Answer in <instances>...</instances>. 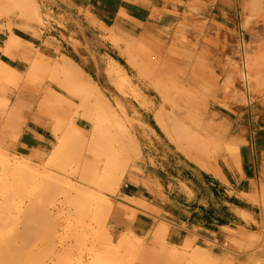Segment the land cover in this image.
I'll use <instances>...</instances> for the list:
<instances>
[{"label":"crops","instance_id":"0c3cea01","mask_svg":"<svg viewBox=\"0 0 264 264\" xmlns=\"http://www.w3.org/2000/svg\"><path fill=\"white\" fill-rule=\"evenodd\" d=\"M0 1L18 6L14 3L18 0ZM24 1L26 5L18 9L35 22L20 20L10 32L0 30V62L19 73L24 59L41 61L58 52L78 68L80 61L87 60L92 67L85 68L92 72L80 70L90 78H114L116 86L117 79L124 81L123 87L101 86L107 100L131 120V135L140 149L138 160L129 166L112 198V235L147 239L161 226L167 229V243L180 246L194 236L213 237L237 229L238 213L248 212L245 196L258 171L257 150L264 159V133L253 135L251 107L222 105L226 98L223 82L230 76L238 42L243 47L245 41L240 40L243 33L236 0ZM13 36L16 40L9 44ZM36 50L37 55L32 53ZM172 52L192 60L207 52L221 68L216 75L223 80L201 69L208 78L206 84L195 92L182 89L192 94L210 92L212 101L197 105L195 117L176 110L169 99L171 79L182 80L191 70L173 69ZM145 65L148 69H143ZM146 78L150 81L141 80ZM196 117L194 124L191 119ZM177 121L187 127L190 136L225 143L235 156L231 158L224 150L200 163L188 157L174 144L172 129ZM76 126L87 131L89 124L80 118ZM43 130L30 119L19 148L28 154L46 153L52 141Z\"/></svg>","mask_w":264,"mask_h":264},{"label":"rangeland","instance_id":"374dc122","mask_svg":"<svg viewBox=\"0 0 264 264\" xmlns=\"http://www.w3.org/2000/svg\"><path fill=\"white\" fill-rule=\"evenodd\" d=\"M3 4L0 1L1 31L10 32L12 26L17 25L20 20L35 22L24 18L18 8L14 9L12 6L10 8ZM236 7L239 30L243 33L240 35V40L244 38L245 41L243 47L238 42L236 60L231 62L230 76L223 82L226 84V98L222 105L251 107L254 117L253 135L259 137L262 132L264 133V0H236ZM13 37L16 40V36ZM32 53L37 55L38 51ZM57 54L58 52L55 56L50 55L52 58L45 57L46 59L41 60L42 64L49 67L45 68L46 70L41 69L42 72L40 69L37 70L34 72L36 75L30 73V63L24 59L20 64L23 72H19V76L15 74L12 77L8 74L11 75L9 80L13 81L12 83L9 80H0V174L8 167V171L16 170V166L22 163L24 171L39 175L37 178H32L27 173L21 172L17 175L19 176L17 180L20 178L17 183L12 182V176L5 178L0 175L2 178H0V264H264V159L261 160L259 150L255 156L259 160L258 171L251 182L250 193L245 196L248 212L238 213L241 222L238 223L237 229H226L221 231V235L213 237L194 236L180 246L167 243L166 230V233L160 232L162 237L158 234L160 236H157L158 238L155 232L147 239L133 236L118 239L112 235L109 222L113 211L112 198L118 194L125 172L138 160L139 153H135L138 152L137 150H132L134 155H128L127 160L126 155L121 156L123 160L121 157L115 159L120 161L115 165L114 159V163L111 159L108 161L109 157L114 158V156L106 151L101 139L107 140L110 132L115 133L116 130L111 124L114 119L118 124L119 122L124 124L121 126L127 130V133L116 134L120 136L118 139L121 138L122 142L130 144L131 140L127 138L131 139L132 136H130L131 120L124 117L121 107L111 104L106 95L102 94V85L116 86L114 78L100 76L88 78L86 73L84 77H78L77 83L74 84L81 86V80L83 81L81 88L89 87L92 91L94 90L92 87L96 85L101 94L102 100L97 101L96 97L94 98L95 90L90 94V90L87 89L86 91L89 90L87 94L93 95L91 98L88 96V101L84 98L86 94L82 93L83 90L78 88L81 91L78 93L79 90L75 89L79 85L76 86L72 82L70 84L65 80L61 67L65 68L69 65L63 56ZM208 55L205 52L200 58L196 57L192 60L189 55L173 54V69L191 68L184 74L182 80L176 77L171 79L172 94L169 99L176 110L193 113L195 117L198 114L197 105L202 107L212 101L208 91L192 94L182 90L185 88L195 92L198 90L196 87L206 84L208 78L201 69L214 75L215 80H223L216 75V72L220 74L221 68L215 61H211ZM79 64L81 69H86L85 65L92 67L87 60H82ZM57 65L58 71L55 67ZM54 67L57 73L55 69L52 70ZM148 67L145 65L143 69ZM87 72L92 71L87 70ZM31 75L34 77L32 78ZM191 79L193 86L190 84ZM141 80L150 81L148 78ZM249 81L254 85H250ZM257 81L261 82H258V86ZM72 84L75 87L71 86ZM71 91L73 93H70ZM85 97L87 98V95ZM102 102L107 105H104L105 109L100 105ZM8 117L11 124L7 123ZM80 118L88 121L87 131L76 126ZM30 119L39 122L46 129L43 130L45 135L52 141L46 153L31 151L28 154L19 148L21 135ZM191 120L195 124L198 118ZM15 123L18 126L16 132ZM176 123L178 124V121ZM11 125L13 129H9ZM172 132L176 138L174 144L199 163L203 158L217 157L224 150L231 158L235 156L225 143L219 141L207 143L200 138L201 142L200 139L197 140L198 136L194 137L195 139L190 137L184 125L174 124ZM61 144L64 147H61V153L55 154L57 158L54 155V158L51 157L53 150ZM119 144L121 145V142ZM115 157L117 158V155ZM52 158L53 163L50 164ZM111 163L115 166L108 167ZM104 164L108 165L104 166ZM74 169L77 171H72ZM82 169H86L87 172ZM96 170L99 171L96 172L98 176L95 177ZM92 179H95V183ZM117 180L120 182L118 183ZM25 184L29 189L26 187H24L26 190L23 189ZM77 185L86 190L82 192ZM34 186L38 187L37 192ZM29 193L31 195L36 193L37 195L34 196L38 198L32 200ZM3 195H6L5 198ZM135 238L138 240L136 241ZM175 252L179 253L178 258L175 257Z\"/></svg>","mask_w":264,"mask_h":264},{"label":"bare ground","instance_id":"6f19581e","mask_svg":"<svg viewBox=\"0 0 264 264\" xmlns=\"http://www.w3.org/2000/svg\"><path fill=\"white\" fill-rule=\"evenodd\" d=\"M23 1V2H22ZM18 0L17 2L15 1L14 3H17V4H15V5H18L16 8H19V7H21L22 6V3H25L26 1H24V0ZM34 1V0H33ZM260 1V0H259ZM11 2H13L12 0H11ZM18 3H20V4H18ZM29 3L31 4V0H29ZM29 3L27 4V6H29ZM34 3V2H33ZM36 3V2H35ZM13 4V3H12ZM4 5V4H3ZM20 5V6H19ZM23 5H26V3L25 4H23ZM35 5V4H34ZM37 5V4H36ZM10 7L11 8V6H10V4L9 5H7V7ZM25 7L23 6V8L22 9H24ZM15 9V8H14ZM23 12H25L24 10L22 11V13ZM35 12H36V10H35ZM37 12H38V10H37ZM36 12V13H37ZM22 13H20V14H22ZM26 14V13H25ZM24 14V15H25ZM19 15V14H18ZM28 15V14H27ZM30 15H31V13H30ZM29 15V16H30ZM40 15V14H39ZM39 15H37L38 17H39ZM29 16H27V17H29ZM25 18V17H24ZM38 19V18H37ZM30 20V19H29ZM8 29V28H7ZM15 42V40L14 39H11L10 40V43L9 44H13ZM243 43V42H242ZM242 45H244V44H242ZM175 47V46H174ZM13 48V47H12ZM177 49V48H176ZM7 50H8V47H7ZM175 50V49H174ZM178 52V51H177ZM40 53V52H39ZM172 54H175V52L173 53L172 52ZM35 56V55H34ZM40 56V55H39ZM170 59V58H169ZM29 60V61H28ZM27 61L28 62H30V73L32 74V73H34V72H36L37 70H44L45 68H48L49 66H45L44 64H42L41 62H40V60L38 59V58H34V59H28ZM67 64L69 65V66H67V67H61L62 69H61V72H63L62 74H64L63 76L66 78H63V79H65V80H67V82L69 81V83L71 84V82L74 84V83H77V81H78V77H80V76H83L84 77V73L80 70V68H78V66L76 65V64H74V63H72V62H70V60H68L67 61ZM63 66H65V65H63ZM56 67V69H57V71H58V68L57 67H59L58 65L57 66H55ZM55 67L52 69V70H54L55 69ZM51 68V67H50ZM56 69L54 70L56 73H57V71H56ZM42 70H41V72H42ZM46 70V69H45ZM40 72V73H41ZM76 72V73H75ZM8 74H11L12 75V77H13V75H17V76H19L20 75V73H18L17 71H15V70H13V69H11L10 67H8V65H5L4 63H2V62H0V80H2V79H4V80H9V79H11V75H8ZM52 74V73H51ZM33 75H36L35 73L33 74ZM31 77L33 78L34 76H32L31 75ZM56 77H58V75L56 76ZM56 77H54V78H56ZM248 77V76H247ZM14 78H15V76H14ZM13 78V79H14ZM54 78H52V79H54ZM89 78V77H88ZM18 79V78H17ZM51 79V78H50ZM58 79V78H57ZM60 80V79H59ZM117 80H119V82H118V86L119 87H123V85H124V81L121 79H117ZM20 81V80H19ZM75 81V82H74ZM9 82L10 83H12L11 82V80H9ZM80 82H82V84H83V81H81L80 80ZM80 82H78V83H80ZM92 82V81H91ZM258 82H260V81H257L256 83H258ZM7 83H8V81H7ZM16 83V82H15ZM116 83V82H115ZM172 83V82H171ZM249 83H250V85L252 84V82H250L249 81ZM248 83V84H249ZM261 83V82H260ZM264 83V82H263ZM68 84V83H67ZM71 85V86H74V85H79V84H74V85ZM81 84V83H80ZM82 84H81V86H82ZM11 85V84H10ZM88 85V84H87ZM90 85V84H89ZM94 85V84H93ZM92 85V86H93ZM249 85V86H250ZM254 84H252V86H253ZM257 86L259 85V83L258 84H256ZM255 85V86H256ZM60 86V85H59ZM81 86L79 85V87L77 86V88H75L76 90H83V94L85 93L86 95H87V98L84 96V98L86 99V100H88V98L90 97H93V95L92 96H89L91 93H93L94 92V90H95V93H94V98H95V100L97 99V101H101L102 99L100 98L101 97V94L99 93V90H98V87L95 85V86H90V88L92 87V88H94V90L92 91V90H90L89 89V87L88 88H83V87H85V86H83L82 88H81ZM118 86H117V88H118ZM257 86H256V88H257ZM261 86H263V85H260V87ZM75 87V86H74ZM251 87V86H250ZM249 87V88H250ZM71 88V87H70ZM79 88V89H78ZM248 88V87H247ZM73 89V88H72ZM74 89V90H75ZM87 89H89L88 91L90 92V94H87V93H89L88 91H86ZM65 90V89H64ZM77 91L78 93H80L81 91ZM118 90H120V89H118ZM257 90V89H256ZM66 91H68V90H66ZM86 91V92H85ZM253 91H255V90H253ZM252 91V92H253ZM121 92V91H120ZM125 92V91H124ZM123 92V93H124ZM70 93H73L72 91L70 92ZM81 93V94H82ZM95 94H96V96H95ZM134 94V93H133ZM80 95V94H79ZM57 96V95H56ZM80 96H82V95H80ZM82 96V97H83ZM89 96V97H88ZM134 96V95H133ZM93 98V99H94ZM103 98V97H102ZM92 100V99H91ZM68 101V100H67ZM89 101V100H88ZM249 101V100H248ZM101 103V102H100ZM100 103H98V104H100ZM1 104V103H0ZM4 105V104H3ZM71 105V104H70ZM88 105V104H87ZM101 106L103 105V107H104V109H105V106L104 105H106V104H104L103 102H102V104H100ZM107 106V105H106ZM43 107V106H42ZM71 107V106H70ZM48 108V107H47ZM76 108V107H75ZM94 108V107H93ZM107 108V107H106ZM70 109V108H69ZM108 109V108H107ZM109 110V109H108ZM96 111V110H95ZM107 111V110H106ZM96 115V114H95ZM10 117V116H9ZM7 118V123H10V118ZM18 117V116H17ZM109 117H110V115H109ZM108 117V118H109ZM117 117V116H116ZM119 117V116H118ZM97 118H98V116H97ZM112 118V117H111ZM2 120H4V119H2ZM17 120H19V119H17ZM121 120V119H120ZM5 121V120H4ZM20 121V120H19ZM110 121V120H109ZM113 121L114 122H112L111 124L113 125V127L115 128V133L114 132H110V134H109V139L110 138H112V139H101V141L103 140V142H104V148H106V151H108V153L110 154V155H113L114 156V158L112 157V158H110L109 156V159H108V161L111 159L112 160V163H114V162H116L115 163V165H118L119 164V162L118 161H115V159H118L119 157H121V156H124V155H126L125 156V159H126V157L128 156V155H134L133 153H134V151L135 150H137V151H140V149H138V144H137V140H136V142H135V139L136 138H133L134 136H131V134H130V136H131V139L130 138H127V139H129V140H131V141H129V140H127V141H129V143L130 144H128L127 145V143H124V142H122V139L120 138V139H118L120 136H118V135H120V133L122 134V133H127V130H125V127H122V126H124V124H122L121 122H119V124L117 123V120H114L113 119ZM5 123V122H4ZM16 123H17V121H16ZM15 123V125H14V127H16L15 129H14V131L16 132V131H18V126H16L17 124ZM19 123V122H18ZM180 123V122H179ZM191 123V122H190ZM11 124V123H10ZM110 124V125H111ZM174 124H176V123H174ZM111 125V126H112ZM122 125V126H121ZM176 125H178V124H176ZM182 125V124H181ZM12 126V125H11ZM111 126H109L111 129H113ZM13 126L12 127H10L9 126V129H13L14 128ZM186 127V126H185ZM125 130L124 132L123 131H121L120 132V130ZM186 129V128H185ZM2 130V129H1ZM102 130V129H101ZM114 130V129H113ZM6 131V130H5ZM100 131V130H99ZM111 131V130H110ZM11 132V131H10ZM14 132V133H15ZM20 132V131H19ZM18 132V133H19ZM57 132V131H56ZM118 132V133H117ZM189 133V132H188ZM17 134V133H16ZM116 134H118V135H116ZM10 135H14V134H10ZM112 135V136H111ZM115 135V136H114ZM186 135H188L187 133H186ZM193 135V134H192ZM5 136V135H4ZM16 136V135H15ZM117 136V137H116ZM128 137H129V135H127ZM194 136V135H193ZM17 137V136H16ZM98 137H100V136H98ZM191 137V136H190ZM194 137H196V135L194 136ZM193 137V138H194ZM199 137V136H198ZM15 138V137H14ZM101 138V137H100ZM108 138V137H107ZM114 138H117L118 140H120L119 142H121V145L119 144V142H118V140L117 139H114ZM195 139V138H194ZM200 138H198L197 140H199ZM126 141V142H127ZM200 141H201V139H200ZM200 141H198V142H200ZM61 142V141H60ZM97 142H99V141H97ZM103 142H102V145H103ZM202 142V141H201ZM62 143V142H61ZM63 144V143H62ZM59 145L58 147H56L55 148V150H53L54 152H53V154L51 155V157H53L54 158V156L57 158V156L55 155V154H59V153H61L60 151L62 150V148L61 147H63V145ZM97 144V143H96ZM100 144V143H99ZM137 146V147H136ZM64 148V147H63ZM104 148H103V150H104ZM103 150H102V152H103ZM132 150H134L133 151V153H132ZM64 151V150H63ZM105 152V151H104ZM108 153H106V154H108ZM132 153V154H131ZM135 153H140V152H135ZM7 154V153H6ZM63 154H64V152H63ZM101 154V153H100ZM108 154V155H109ZM120 154V155H119ZM210 154V153H209ZM54 155V156H53ZM62 155V154H61ZM117 155V158L115 157ZM106 156V155H105ZM43 157V156H42ZM64 157V156H63ZM103 157V156H102ZM53 158L50 160L51 162H50V164H52L53 163ZM101 158V157H100ZM106 159H107V156L105 157ZM122 158V157H121ZM130 157H128V159H129ZM50 159V158H49ZM61 159V158H60ZM113 159H114V162H113ZM132 159V158H131ZM120 160V159H119ZM122 160H123V158H122ZM127 160V159H126ZM126 160H124V161H126ZM55 161V160H54ZM58 161V160H57ZM62 161V160H61ZM102 161H103V159H102ZM107 161V162H108ZM6 162V161H5ZM23 162V161H22ZM85 162V161H84ZM83 162V163H84ZM104 162V161H103ZM122 162V161H121ZM105 163H106V160H105ZM110 164V165H108V164H104V166L105 165H108V167L109 166H111V165H113V166H115L114 164ZM118 163V164H117ZM18 164V163H17ZM22 164V163H21ZM21 164H19V165H17L16 166V170H13V171H8V168H7V170L6 171H3V173L2 174H0L1 176L3 175V177H5V176H12L11 178H12V182L13 183H17V181L20 179H18L17 180V178L19 177H17V175H19L21 172H22V174H23V172H25V173H27L29 176H32V178H37V176H39L38 174H35V173H31V171H29V173L28 172H26V170L24 171L23 170V167H22V165ZM32 164V163H31ZM79 164V163H78ZM94 164V163H93ZM97 164V163H96ZM99 164H101V163H99ZM35 165V164H34ZM47 165H48V163H47ZM67 165V164H66ZM68 165H69V163H68ZM67 165V166H68ZM103 165V164H102ZM23 166H25V165H23ZM39 166V165H38ZM51 166V165H50ZM112 166V167H113ZM26 167V166H25ZM90 167V166H89ZM88 167V168H89ZM11 168V167H10ZM44 168V167H43ZM85 168H86V166H85ZM101 168V167H100ZM78 169V168H77ZM87 169V168H86ZM86 169H82V170H84V171H86L87 172V170ZM82 170H80L81 172H82ZM60 171V170H59ZM63 171V170H62ZM69 171H71V170H69ZM68 171V172H69ZM72 171H77V170H72ZM83 171V172H84ZM92 171V170H91ZM97 171H99V170H96V171H94L95 173L97 172ZM51 172V171H50ZM65 172V171H64ZM24 173V174H25ZM74 173V172H73ZM76 173V172H75ZM74 173V174H75ZM93 173V172H92ZM94 173V174H95ZM21 174V175H22ZM49 174V173H48ZM56 174V173H55ZM68 174V173H67ZM74 174H71V175H74ZM98 173H96L95 174V177H96V175H97ZM20 175V176H21ZM26 175V174H25ZM40 175H42V174H40ZM56 175H58V174H56ZM56 175H55V177H56ZM70 175V176H71ZM23 176V175H22ZM21 176V177H22ZM49 176V175H48ZM98 176V175H97ZM25 177V176H24ZM43 177H44V175H43ZM1 178V177H0ZM6 178V177H5ZM9 178V177H8ZM7 178V179H8ZM23 178V177H22ZM26 178H30V177H28V176H26ZM57 178V177H56ZM60 178V177H59ZM62 178V177H61ZM80 178V177H79ZM79 178H78V180H79ZM2 179V178H1ZM31 179V178H30ZM48 179H49V177H48ZM80 179H82V177L80 178ZM32 180V179H31ZM30 180V181H31ZM36 180V179H35ZM50 180H52V179H50ZM60 181H61V179H59ZM85 180V179H84ZM83 180V181H84ZM86 180H87V178H86ZM94 180V183H95V179H92V181ZM97 180H98V178H97ZM101 179L99 178V181H100ZM4 181H5V179H4ZM24 181V180H23ZM29 181V180H28ZM27 181V182H28ZM34 181V180H33ZM54 181V180H53ZM69 181V180H68ZM19 182V181H18ZM37 182H38V180H37ZM36 182V183H37ZM57 182V181H56ZM117 182L119 183L120 181L119 180H117ZM116 182V183H117ZM25 183V182H24ZM34 183V182H33ZM35 183V184H36ZM87 183V182H86ZM92 182H90V184H91ZM23 184V183H22ZM35 184H33V185H35ZM59 184V183H58ZM67 184V183H66ZM28 185V184H27ZM69 185V184H68ZM95 185V184H94ZM94 185H91V186H93L94 187ZM116 185V184H115ZM32 186V185H31ZM75 186V185H74ZM79 185H77V187H78ZM24 187H26V189L28 188L27 186H26V184L25 185H23V189H24ZM33 187V186H32ZM35 187V186H34ZM31 188V187H30ZM37 186L35 187V189H36V192H37ZM68 188V187H67ZM79 188V187H78ZM77 188V189H78ZM85 188V187H84ZM26 189H24V190H26ZM29 189V188H28ZM32 189V188H31ZM34 189V188H33ZM70 189V188H69ZM79 189H81L82 190V192H83V190L85 191L86 189H82V187H80ZM32 192H33V190H32ZM35 192V191H34ZM3 194V193H2ZM1 194V195H2ZM30 194V193H29ZM29 194H27V197H29L30 196V198L33 200V199H35V198H38V196H34V195H37L36 193L35 194H33V195H29ZM85 194V193H84ZM87 194V193H86ZM85 194V195H86ZM29 195V196H28ZM89 195V194H88ZM4 196V195H3ZM6 196V195H5ZM5 196H4V198H5ZM1 197V196H0ZM2 199V198H1ZM160 224H162V223H160ZM164 226V225H163ZM161 227V226H160ZM158 227V228H156V230H155V235H156V237L158 236V234L160 235L161 233L160 232H164V233H166V231H167V229H165V228H163V227ZM165 227V226H164ZM166 230V231H165ZM163 234V233H162ZM161 236V235H160ZM160 236H158V237H160ZM127 237V236H126ZM157 237V238H158ZM162 237V236H161ZM165 237V236H164ZM163 237V238H164ZM156 239V238H155ZM162 239V238H161ZM127 240V239H126ZM134 240V239H133ZM135 240L137 241L138 239H136L135 238ZM163 240V239H162ZM129 241V240H128ZM129 243V242H128ZM130 245V244H129ZM131 246H133V245H131ZM178 256H179V253L178 252H175V257L176 258H178ZM181 258V257H180ZM183 258V257H182Z\"/></svg>","mask_w":264,"mask_h":264}]
</instances>
